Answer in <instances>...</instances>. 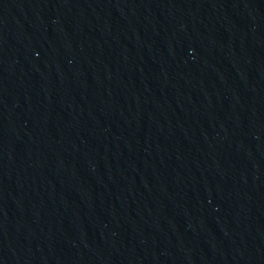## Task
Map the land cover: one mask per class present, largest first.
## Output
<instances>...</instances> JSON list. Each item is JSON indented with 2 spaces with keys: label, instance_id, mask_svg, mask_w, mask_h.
Segmentation results:
<instances>
[{
  "label": "water",
  "instance_id": "water-1",
  "mask_svg": "<svg viewBox=\"0 0 264 264\" xmlns=\"http://www.w3.org/2000/svg\"><path fill=\"white\" fill-rule=\"evenodd\" d=\"M0 264H264V0H0Z\"/></svg>",
  "mask_w": 264,
  "mask_h": 264
}]
</instances>
